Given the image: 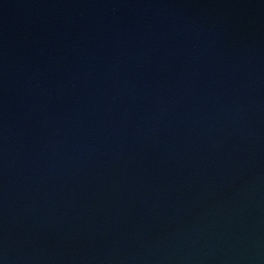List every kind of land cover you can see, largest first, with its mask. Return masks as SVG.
Instances as JSON below:
<instances>
[{"label":"water","instance_id":"obj_1","mask_svg":"<svg viewBox=\"0 0 264 264\" xmlns=\"http://www.w3.org/2000/svg\"><path fill=\"white\" fill-rule=\"evenodd\" d=\"M0 264H264V0H0Z\"/></svg>","mask_w":264,"mask_h":264}]
</instances>
